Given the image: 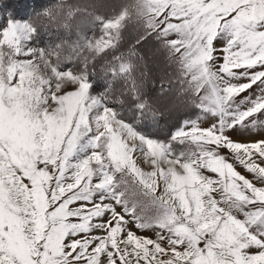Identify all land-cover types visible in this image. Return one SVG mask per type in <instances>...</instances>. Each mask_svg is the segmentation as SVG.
Here are the masks:
<instances>
[{
    "label": "snow or ice",
    "instance_id": "1",
    "mask_svg": "<svg viewBox=\"0 0 264 264\" xmlns=\"http://www.w3.org/2000/svg\"><path fill=\"white\" fill-rule=\"evenodd\" d=\"M0 18V264H264V0ZM150 46L157 95L200 110L164 140L138 130Z\"/></svg>",
    "mask_w": 264,
    "mask_h": 264
},
{
    "label": "trees",
    "instance_id": "2",
    "mask_svg": "<svg viewBox=\"0 0 264 264\" xmlns=\"http://www.w3.org/2000/svg\"><path fill=\"white\" fill-rule=\"evenodd\" d=\"M66 3L69 4H77V5H87L89 3L88 0H65ZM82 2V3H81ZM123 2V0L121 1ZM58 3V0H0V17L3 16V13L7 12L8 16L17 18L18 16L23 17H30L34 13L39 12L44 7H51ZM0 23H3V19L0 18ZM87 35L91 38H96L97 35L101 33L100 29L98 27H91V26H85ZM132 26H129L127 29L125 35L129 40L132 39ZM68 33L65 32V35ZM63 35V33H61ZM44 39L50 40V39H56V36H49L45 35ZM56 43H59V41H56ZM155 42H153L154 45ZM71 49H69L70 51ZM140 55L143 57V62L139 63V71L146 72L145 77H151L153 84L151 86V89H143L144 94L146 96H149L154 104L157 106V108L161 111V116L158 118V125L157 127L154 124H151L150 122L147 124H143L138 130H140L145 135L151 136L152 138L164 140L168 136H171L172 132L178 128V125L182 123L185 120L190 119L192 116H197L200 114V111L198 108H196L194 105L186 104L183 105L182 109H178L176 112L173 113V116L169 114V112H165L167 109L163 106L161 103L162 99L166 97V95L173 96L172 94H166L164 96L157 95L159 87H160V75H152L149 71L151 65L152 68H154V64H150L145 62V56H144V50H141ZM145 64V65H143ZM154 66V67H153ZM144 77H142L143 79Z\"/></svg>",
    "mask_w": 264,
    "mask_h": 264
},
{
    "label": "rangeland",
    "instance_id": "3",
    "mask_svg": "<svg viewBox=\"0 0 264 264\" xmlns=\"http://www.w3.org/2000/svg\"><path fill=\"white\" fill-rule=\"evenodd\" d=\"M80 1H82V0H80ZM88 1H89V3L91 2V0H88ZM121 1L122 0H109V2H111V3H120ZM14 19H18V20L23 21V20H26L27 18L26 17H23V16H18L17 18H14ZM101 36H102V32L99 35H97L96 38H93V39H100ZM142 50H144V56H145L144 61L147 62V63H149V65L150 64H154V66H155V67L153 66L154 68H152V65H151V67L149 69L150 73L152 75H160V65L158 63V59L152 55L151 46L150 47H146V48H144ZM143 65H145V64H143ZM143 80H144L143 89H147V90L148 89H151V86L153 84H155L153 82V80H152L151 77L150 78L149 77H144ZM161 101H162L161 103L163 104V106L167 109L165 112L166 113L169 112V114H171V116H173V113L176 112L178 109H182L183 108V105H178L176 108L171 107V104H172V101H173V96H170V95H166V97H164ZM198 115H200V114H198ZM197 116H195V117L192 116L188 120H194V119H196ZM179 126L180 125H178V127ZM13 131H14V133L17 135L18 139L22 143L26 140V138H27V131L22 126H18L16 128H14ZM142 134H144V133H142ZM232 134L234 136H237L238 138H242L243 135H244V133L242 131H233ZM222 154L228 155L227 153H222ZM137 159H138V166H140L144 171H150L151 170V168L146 163H144L142 157H137Z\"/></svg>",
    "mask_w": 264,
    "mask_h": 264
}]
</instances>
